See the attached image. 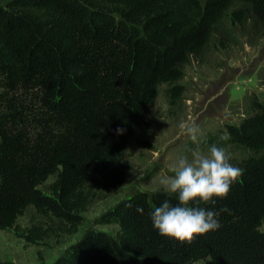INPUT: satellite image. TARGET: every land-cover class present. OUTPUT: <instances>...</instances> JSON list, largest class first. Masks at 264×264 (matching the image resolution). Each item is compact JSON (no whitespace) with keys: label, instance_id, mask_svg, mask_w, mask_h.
<instances>
[{"label":"trees","instance_id":"16d2710c","mask_svg":"<svg viewBox=\"0 0 264 264\" xmlns=\"http://www.w3.org/2000/svg\"><path fill=\"white\" fill-rule=\"evenodd\" d=\"M226 15L258 29L264 0L1 2L0 231L29 244L76 231L94 201L124 184L126 146L159 88L179 94L184 67ZM204 143L245 153L227 195L199 204L227 207L219 229L191 241L161 235L149 213L175 194L135 191L97 219L116 225L113 235L88 230L52 264H264V102ZM28 210L41 221L20 227Z\"/></svg>","mask_w":264,"mask_h":264},{"label":"rangeland","instance_id":"374dc122","mask_svg":"<svg viewBox=\"0 0 264 264\" xmlns=\"http://www.w3.org/2000/svg\"><path fill=\"white\" fill-rule=\"evenodd\" d=\"M5 1L0 0V3ZM179 86L175 97L166 94V86L159 88L145 124L126 146L125 160L129 169L121 187L112 190L106 200L94 201L80 215L82 220L72 233L62 232L29 244L12 230L0 231V264H52L88 230L113 235L117 226L99 225L100 215L135 191L164 190L159 180L164 174H170L169 165L181 152L197 147L186 135L180 134L178 122L181 119L197 121L199 147L206 150L208 145L203 144L206 137L225 125H238L251 113L255 102L263 103L264 25L253 29L249 23L237 24L228 15L224 16L204 51L184 67ZM225 147L233 164L245 157L243 151ZM99 196L105 194L100 192ZM31 216L32 222L41 221L28 210L18 221L19 226H29ZM57 223L52 221L53 225ZM261 230L264 231V224Z\"/></svg>","mask_w":264,"mask_h":264},{"label":"clouds","instance_id":"9594fccd","mask_svg":"<svg viewBox=\"0 0 264 264\" xmlns=\"http://www.w3.org/2000/svg\"><path fill=\"white\" fill-rule=\"evenodd\" d=\"M181 135H186L197 147L181 152L169 165V173L160 177V186L175 194L176 203L164 199L154 206L149 215L152 226L159 234L184 241L196 235L217 230L221 210L199 206L200 202L215 203L214 197H225L231 184L242 174L243 169L231 162L226 147L211 143L206 150L199 147L200 128L195 119L178 122ZM125 129L117 127L122 134ZM137 211L143 212L138 206Z\"/></svg>","mask_w":264,"mask_h":264},{"label":"flooded vegetation","instance_id":"af4514ba","mask_svg":"<svg viewBox=\"0 0 264 264\" xmlns=\"http://www.w3.org/2000/svg\"><path fill=\"white\" fill-rule=\"evenodd\" d=\"M215 135V134H214ZM205 140V139H204ZM204 143V142H203Z\"/></svg>","mask_w":264,"mask_h":264}]
</instances>
